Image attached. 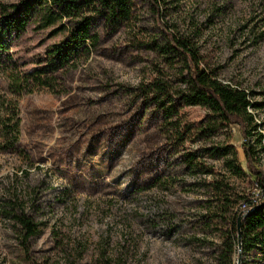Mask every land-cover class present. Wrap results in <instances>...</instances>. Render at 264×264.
<instances>
[{
	"label": "rangeland",
	"instance_id": "374dc122",
	"mask_svg": "<svg viewBox=\"0 0 264 264\" xmlns=\"http://www.w3.org/2000/svg\"><path fill=\"white\" fill-rule=\"evenodd\" d=\"M132 10L114 32L95 24L97 51L54 92L14 97L0 75V95L18 103L21 134L16 149L0 151V264H264L239 258L236 246L230 254L237 205L226 207L205 186L256 191L225 167L233 153L215 155L231 146L242 161L239 128L197 131L208 111L175 101L187 71L168 47L170 38L188 42L203 70L248 94L264 175V0H133ZM56 40L28 32L10 51L31 61ZM155 81L168 97L153 92ZM19 213L37 228L25 243Z\"/></svg>",
	"mask_w": 264,
	"mask_h": 264
},
{
	"label": "trees",
	"instance_id": "16d2710c",
	"mask_svg": "<svg viewBox=\"0 0 264 264\" xmlns=\"http://www.w3.org/2000/svg\"><path fill=\"white\" fill-rule=\"evenodd\" d=\"M132 6L133 0H24L18 5H0V75L4 78L7 92L18 97L30 93L33 88H45L50 92L61 88L60 81L68 71L97 51L100 32L94 28L95 24L100 21L102 31L114 32L130 22ZM28 32L35 35L47 32L48 41L58 40L46 45L42 53L31 61L22 60L20 54L10 51V48L19 46L22 36ZM168 47L185 63L187 71L184 89L175 94V101L184 107H203L208 111L197 131L208 135L220 127L239 128L244 141L242 161L237 160L231 146L215 155L221 158L233 153V159L226 161L225 167L232 175L243 176L256 191L250 196H234L228 184L217 180L207 182L205 186L214 196L225 201L226 207L237 205L228 222L230 254L234 246H239L241 255H249L253 260L264 263V175L251 141L256 130L249 112L253 104L244 90L222 84L213 73L203 70L204 61L188 42L170 38ZM152 87L160 98L170 95L163 83L155 81ZM164 114L172 117L169 108L164 110ZM182 129L180 141H184L182 137L188 127ZM20 135L18 103L16 99L0 95V151L16 149ZM259 142L256 139L255 143ZM196 158V154H186L185 162L191 166L190 169L199 165ZM9 210L24 209L13 204ZM238 217L241 218L239 229ZM13 218L20 226L24 243L37 235L36 225L25 214H14Z\"/></svg>",
	"mask_w": 264,
	"mask_h": 264
},
{
	"label": "water",
	"instance_id": "95a60500",
	"mask_svg": "<svg viewBox=\"0 0 264 264\" xmlns=\"http://www.w3.org/2000/svg\"><path fill=\"white\" fill-rule=\"evenodd\" d=\"M240 220H241V218L240 217H238V225H237V228L239 229V223H240ZM239 239H240V233H238V241H239ZM238 249H239V258H240V248H239V246H238ZM238 258V259H239ZM239 261V260H238Z\"/></svg>",
	"mask_w": 264,
	"mask_h": 264
}]
</instances>
